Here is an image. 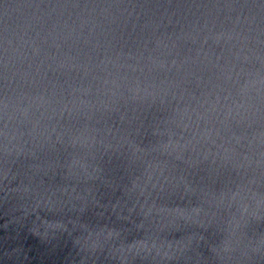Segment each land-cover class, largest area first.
<instances>
[{
  "label": "water",
  "instance_id": "1",
  "mask_svg": "<svg viewBox=\"0 0 264 264\" xmlns=\"http://www.w3.org/2000/svg\"><path fill=\"white\" fill-rule=\"evenodd\" d=\"M0 264H264V0H0Z\"/></svg>",
  "mask_w": 264,
  "mask_h": 264
}]
</instances>
